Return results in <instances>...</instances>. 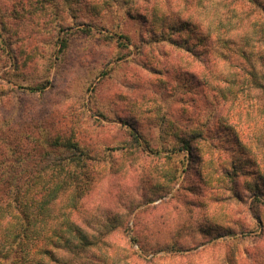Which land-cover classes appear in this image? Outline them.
I'll return each mask as SVG.
<instances>
[{
	"label": "rangeland",
	"instance_id": "374dc122",
	"mask_svg": "<svg viewBox=\"0 0 264 264\" xmlns=\"http://www.w3.org/2000/svg\"><path fill=\"white\" fill-rule=\"evenodd\" d=\"M242 1L206 36L176 0L157 8L175 33L149 0H0V159L48 180L19 198L31 264H264V13Z\"/></svg>",
	"mask_w": 264,
	"mask_h": 264
},
{
	"label": "trees",
	"instance_id": "16d2710c",
	"mask_svg": "<svg viewBox=\"0 0 264 264\" xmlns=\"http://www.w3.org/2000/svg\"><path fill=\"white\" fill-rule=\"evenodd\" d=\"M245 1L251 3L254 0H245ZM179 3L183 5L184 8L182 7V9H187L188 5L190 6L194 5V11L195 12L196 10L200 11L203 17L202 19L203 24L201 23L202 25H200L198 21H194V30H200L204 28L205 30L203 31H205L206 36H208L209 32L211 31V27L218 28V27L228 26L231 24L233 20H235V17L239 16V14L248 15L249 13V9L248 8L244 9V7L242 6V4L244 3V1L242 0H176L175 5L179 6ZM158 4H161L163 6H168L170 2L169 0H149L148 9H146L147 10L146 13L144 11V13L148 15V17L150 18L151 30L153 32L154 29H158L165 31L168 30L169 32L172 31L171 33H175L183 26H191V24H188L186 21L185 23H183V21L179 22L178 17L180 15L178 14H176L175 16L177 17L176 19H172V21L168 20L167 16L157 11V8L160 6ZM261 4L262 6L260 7V10H262L264 13V0H261ZM146 15H144L145 23H147ZM154 20H156V22ZM198 36H199L198 40L195 38V36L193 40L188 34L187 36H185L184 34H180L178 36V39L179 37L184 38V42L185 44H187V46L189 47L194 46L195 48L201 46V43L206 41V38L202 39V35H200V33ZM188 37L191 40L190 42ZM185 51H187V49ZM179 60H182V58H179ZM195 62L199 63V65L201 66L200 68L201 70L195 73L196 77H199L201 73L209 72L210 65L208 64V61L206 57H204V55L203 56L200 55L197 61ZM44 88L45 87H28L26 90L29 92H37L44 90ZM161 120H162L161 125L163 124L162 127L163 129H161V132L165 136L167 135L165 130L169 127V119L163 118ZM193 130L194 129H190L189 131L193 132ZM170 135L176 137L174 133ZM133 137L135 136L133 135ZM202 138H203L202 135H198V136L194 135V140L202 139ZM204 140L205 138H203V141ZM180 141L183 145L180 147L181 150L188 151L190 144L189 145L185 144L182 139ZM0 144H2L1 140H0ZM59 146H61L62 149H64L65 147L68 149L71 148L73 149L76 147L75 145L72 146L67 145V143ZM81 154L82 153H79L78 156H82ZM16 155H17L16 149H13L11 157H9L8 159L7 158L0 159V237L2 236L3 238H5L6 233L8 231L6 227L8 226L11 227L12 229L10 228V230L13 231L10 234V236H8L9 238L8 242L2 243L0 240V264H31V262L29 261L30 258L28 257L29 253L27 252V249L24 246L25 244H30V242L32 241L31 239L34 237V235L38 233V230H36V228H31L32 224H30L31 219L29 217V213L31 211L30 209L32 208L31 204L29 206L22 205L19 198L25 196L28 192L33 190L36 182L41 178L43 182L48 183L47 177H43V176L36 177V176L28 175L26 179L19 176L20 174H17V169L22 165L21 161H23L24 159L20 160V158H17ZM57 172L61 174L64 173L65 165H63L61 169ZM61 174H58V176ZM24 179H25V183H21V181ZM3 197L7 198V200L9 201L3 202L1 199ZM40 210L42 211L41 208ZM20 218H21V225L19 220ZM35 243H36V247L32 253L33 255L31 256L32 259H34L36 255H40V249L37 248L39 244L38 239H35ZM46 244H50L52 247L57 248L55 247L56 245H54V243L50 240H47ZM95 245H96L95 242H90L88 240L83 239V241H81L79 245L74 246V248H79L82 251H84L85 249L87 250L90 247H95ZM18 251L21 254L20 257L16 255ZM41 253L48 256V250L44 249L43 252ZM49 255L51 262H53L54 264H58L57 262L60 260L56 259L55 254L51 253ZM138 262L139 261L136 260V263ZM145 262L148 263L149 261H145Z\"/></svg>",
	"mask_w": 264,
	"mask_h": 264
},
{
	"label": "crops",
	"instance_id": "0c3cea01",
	"mask_svg": "<svg viewBox=\"0 0 264 264\" xmlns=\"http://www.w3.org/2000/svg\"><path fill=\"white\" fill-rule=\"evenodd\" d=\"M185 154V153H184ZM187 154V153H186ZM183 156H186V155H183ZM188 157H189V155H188Z\"/></svg>",
	"mask_w": 264,
	"mask_h": 264
}]
</instances>
